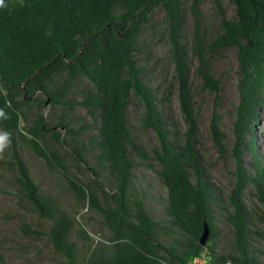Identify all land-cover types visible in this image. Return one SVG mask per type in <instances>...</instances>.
Returning a JSON list of instances; mask_svg holds the SVG:
<instances>
[{
	"label": "trees",
	"instance_id": "trees-1",
	"mask_svg": "<svg viewBox=\"0 0 264 264\" xmlns=\"http://www.w3.org/2000/svg\"><path fill=\"white\" fill-rule=\"evenodd\" d=\"M235 16L221 14L220 31L210 40L195 35L191 51L197 58V71L202 86L217 92L218 80L208 72L207 56L228 47L236 48L238 67V102L233 109L234 141L232 153L236 164L237 183L227 201L210 181L196 150V119L192 112L190 86L186 76L184 51L178 40L181 21L180 0H2L0 3V128L11 140V167L19 193L32 208L50 222L47 237L63 264H79L78 247L70 240L76 228L73 213L64 210L51 194L33 181L21 158L18 138L27 143L47 163L57 168L80 208L99 215L110 237L107 243L92 244L88 233L79 228L76 236L85 242L84 264H193L204 256L205 264H264V171L255 151L252 137L254 124L264 108V0H231ZM193 12L197 16L196 4ZM162 6L170 24L171 59L181 115L186 123L182 136L170 131L144 83L134 51L150 14ZM221 10V9H220ZM61 80H60V79ZM84 78L89 89L80 100L67 101L66 95L77 79ZM59 79L54 84V80ZM54 84V85H53ZM52 85L54 87H52ZM41 92L45 98L33 96ZM132 98L143 104L140 125L154 132L158 141L151 153L143 151L128 128L127 106ZM44 99L53 105H67L56 127L64 128L49 136L64 149L60 155L46 136L49 126L38 112L25 136L21 121L28 114L23 109L32 103L42 106ZM75 105L90 114L97 111V133L83 140L81 128L67 118ZM211 120V131L218 149L221 133ZM244 146L253 154L252 174L242 168ZM87 156L90 157V163ZM154 159L157 178L164 195H154L134 182L136 159ZM91 167L94 178L106 174L108 190L92 186L68 173V163ZM251 182L258 202L256 211L247 212L239 192ZM156 199L163 215L156 219L146 208ZM224 203V204H223ZM216 208L225 211V223L233 233L230 252L218 253L210 244L201 245L204 225L206 239L215 235ZM27 232L30 230L27 224ZM24 227V228H25ZM258 235L260 248L248 240ZM205 246V247H204ZM202 256V257H203ZM0 263L5 264L0 252Z\"/></svg>",
	"mask_w": 264,
	"mask_h": 264
},
{
	"label": "rangeland",
	"instance_id": "rangeland-1",
	"mask_svg": "<svg viewBox=\"0 0 264 264\" xmlns=\"http://www.w3.org/2000/svg\"><path fill=\"white\" fill-rule=\"evenodd\" d=\"M193 2L194 0H180L182 15L177 37L184 51L186 76L192 95V112L196 119L195 147L199 152L204 170L213 185L221 191V197L225 202L237 183L236 164L232 153L235 135L233 109L238 102L236 48L228 47L207 56L208 72L218 80L219 85V90L214 92L202 86V79L197 71L198 61L191 51V44L197 34L205 41L212 39L220 31L221 14L231 19L235 16V9L231 0H198L196 4L198 14L195 16L192 9ZM170 31V24L163 7L154 9L139 37L134 59L142 70V79L150 88L154 103L164 118L167 128L170 131L177 128L182 136L186 123L181 115L177 97L178 84L174 79V64L169 42ZM59 79H55L54 84ZM87 84L84 78L77 79L66 95L67 101L80 100L82 91L89 89ZM33 96L39 97L38 99L45 98L41 92H36ZM67 110V105H53L47 99H44L42 106L32 103L23 109L28 117L26 122L21 121L20 132L29 137L27 127L32 125L38 112L42 113L45 124L49 126L45 144H51L62 156L64 149H68L63 143L61 145L55 142L49 134L53 130H59L60 137H66L65 129L57 128L56 123ZM143 111V104L132 98L127 106L128 128L136 144L146 153H151L157 147L158 141L152 130L141 127L140 118ZM97 113L95 111L90 114L84 107L75 105L67 118L76 128L88 125L79 135L85 140L88 136L97 133L99 125ZM213 118L216 119L217 129L223 133L222 149L217 148L213 139L210 127ZM0 135H4L1 128ZM250 137L264 171V108H261L259 112L252 135L246 134L245 139L249 140ZM17 147L29 175L38 187L57 199L64 210L73 213L77 224L69 238L77 244L79 264H84L87 244L76 236L75 231L79 228L85 230L92 239V244L107 243L110 234L101 218L86 206L80 208L57 168L47 163L20 138L17 140ZM241 158L244 171L252 174L253 154L246 146ZM87 159L90 161L89 156ZM136 161L135 184L138 187L147 188L154 195H164L165 189L157 178L158 163L152 158L145 161L137 157ZM68 166L69 174L92 186H96L95 182H97L104 190H108L105 173L94 178L91 167L74 160L68 163ZM18 190L15 171L11 167L10 150L6 147L3 152H0V252L5 264H63L62 258L55 254L47 237L49 220L41 217ZM239 198L245 211L252 212L258 209L251 182L244 183L239 192ZM146 208L156 219L163 215L156 199L147 201ZM215 216V235L211 241L205 243V246L210 244L218 253L230 252L233 233L230 226L225 223V211L216 208ZM25 224L33 232H27ZM252 228L260 233L264 230L260 223H253ZM248 240L256 248H260L263 244L262 239L256 234H251ZM202 256L193 264H205L204 256Z\"/></svg>",
	"mask_w": 264,
	"mask_h": 264
},
{
	"label": "clouds",
	"instance_id": "clouds-1",
	"mask_svg": "<svg viewBox=\"0 0 264 264\" xmlns=\"http://www.w3.org/2000/svg\"><path fill=\"white\" fill-rule=\"evenodd\" d=\"M0 3H2V0H0ZM0 117L7 118L3 109H0ZM10 143L11 140L8 138L7 134L0 135V152H3V150L8 147Z\"/></svg>",
	"mask_w": 264,
	"mask_h": 264
},
{
	"label": "water",
	"instance_id": "water-1",
	"mask_svg": "<svg viewBox=\"0 0 264 264\" xmlns=\"http://www.w3.org/2000/svg\"><path fill=\"white\" fill-rule=\"evenodd\" d=\"M208 228L206 225H204V228H203V231H202V234L200 235L199 237V242L201 245H204L205 242H206V239H207V236H208Z\"/></svg>",
	"mask_w": 264,
	"mask_h": 264
}]
</instances>
